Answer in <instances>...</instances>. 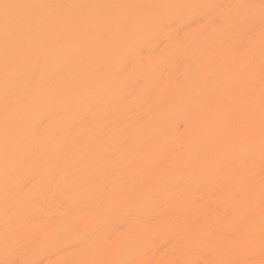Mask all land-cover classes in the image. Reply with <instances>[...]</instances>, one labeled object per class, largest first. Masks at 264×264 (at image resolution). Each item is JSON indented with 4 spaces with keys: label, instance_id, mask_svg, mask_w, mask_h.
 I'll return each instance as SVG.
<instances>
[{
    "label": "bare ground",
    "instance_id": "6f19581e",
    "mask_svg": "<svg viewBox=\"0 0 264 264\" xmlns=\"http://www.w3.org/2000/svg\"><path fill=\"white\" fill-rule=\"evenodd\" d=\"M77 183L182 184L203 264H264V0H0V262Z\"/></svg>",
    "mask_w": 264,
    "mask_h": 264
},
{
    "label": "rangeland",
    "instance_id": "374dc122",
    "mask_svg": "<svg viewBox=\"0 0 264 264\" xmlns=\"http://www.w3.org/2000/svg\"><path fill=\"white\" fill-rule=\"evenodd\" d=\"M112 187L77 183L68 185L63 192L41 191L27 198L20 196L19 221L22 226L23 221L28 220V227L26 233L20 228L15 261L0 264L210 262V254L205 249H195L192 244L190 196L184 185L126 184L119 186L127 190L122 194H111ZM87 188L92 189L88 190L90 194ZM50 229L65 230L57 247L52 246L51 238L45 235ZM80 233L98 245L118 243L121 238L132 236V247L128 251V254L132 252L131 257H125L120 251L84 250L77 239Z\"/></svg>",
    "mask_w": 264,
    "mask_h": 264
}]
</instances>
